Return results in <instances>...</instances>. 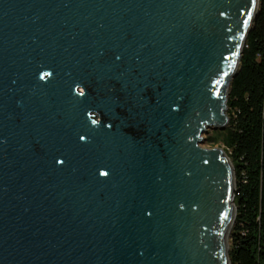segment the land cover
I'll list each match as a JSON object with an SVG mask.
<instances>
[{
    "label": "water",
    "instance_id": "95a60500",
    "mask_svg": "<svg viewBox=\"0 0 264 264\" xmlns=\"http://www.w3.org/2000/svg\"><path fill=\"white\" fill-rule=\"evenodd\" d=\"M259 8L0 0V264H231L235 166L201 144Z\"/></svg>",
    "mask_w": 264,
    "mask_h": 264
},
{
    "label": "trees",
    "instance_id": "16d2710c",
    "mask_svg": "<svg viewBox=\"0 0 264 264\" xmlns=\"http://www.w3.org/2000/svg\"><path fill=\"white\" fill-rule=\"evenodd\" d=\"M228 107V126L210 130L206 141L223 147L235 166L231 264H264V0L230 86Z\"/></svg>",
    "mask_w": 264,
    "mask_h": 264
},
{
    "label": "rangeland",
    "instance_id": "374dc122",
    "mask_svg": "<svg viewBox=\"0 0 264 264\" xmlns=\"http://www.w3.org/2000/svg\"><path fill=\"white\" fill-rule=\"evenodd\" d=\"M211 131H212V129H210ZM209 136V132L208 133H205L204 134V138H205V141L201 144V146L202 147H204V148H214V147H217V146H213V145H211L210 143H208L207 141H206V138ZM221 147V146H220ZM235 226V225H234ZM233 229H234V227H233ZM233 231V230H232ZM232 233V232H231ZM229 246L231 247V235H230V238H229Z\"/></svg>",
    "mask_w": 264,
    "mask_h": 264
},
{
    "label": "bare ground",
    "instance_id": "6f19581e",
    "mask_svg": "<svg viewBox=\"0 0 264 264\" xmlns=\"http://www.w3.org/2000/svg\"><path fill=\"white\" fill-rule=\"evenodd\" d=\"M229 247V241L227 242V248Z\"/></svg>",
    "mask_w": 264,
    "mask_h": 264
},
{
    "label": "snow or ice",
    "instance_id": "6c2138e0",
    "mask_svg": "<svg viewBox=\"0 0 264 264\" xmlns=\"http://www.w3.org/2000/svg\"><path fill=\"white\" fill-rule=\"evenodd\" d=\"M245 23H247V21H245Z\"/></svg>",
    "mask_w": 264,
    "mask_h": 264
}]
</instances>
